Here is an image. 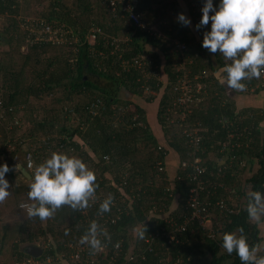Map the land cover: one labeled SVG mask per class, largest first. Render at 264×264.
<instances>
[{"label": "trees", "instance_id": "obj_1", "mask_svg": "<svg viewBox=\"0 0 264 264\" xmlns=\"http://www.w3.org/2000/svg\"><path fill=\"white\" fill-rule=\"evenodd\" d=\"M36 2L43 4L39 10H33ZM136 9L149 24H158L165 35L181 36L192 53L199 51L192 69L207 68L214 80L212 89L185 113L184 120L171 121L178 55L168 40L137 28L126 17L115 16L107 0H0V16L6 19L0 25V42L5 44L0 47V166L7 163L13 168L18 157L25 161L24 166L28 157L37 165L53 152H62L85 161L95 170L99 184V200L82 211L65 206L50 219L26 218L18 226L21 237L10 244L6 264H22L29 257L42 259L47 255L53 262L46 264H90L86 258L95 256L91 247L83 250L84 257L78 261L71 257L69 243H78L85 235L94 221L84 220L94 218L109 194L115 197L112 208H122L120 219L115 223L95 222L108 233L110 241L103 236L101 240L109 249L115 243L122 245L111 264H172L178 257L182 264H241L235 253L229 255L222 247L224 233L241 227L249 244L264 248L260 223L247 216L246 194V202L238 200L236 211L221 218L224 224L218 240L209 238L199 226H194V231L190 226L178 243L169 244L158 237L153 249H147V237L167 225L166 219L188 213V175L192 168L183 162H190L192 153L202 155L206 176L215 180L209 172L224 164L228 149L220 152V148L233 128L247 126L251 132V140L245 133L237 139L241 145L235 154L239 159L258 162L247 184L250 191H264V129L262 133L263 115L253 108L237 109L230 92L236 91H229L216 80L224 58L218 52L215 61L202 47L203 40L198 38L204 29L194 24L189 0H140ZM181 13L191 25L178 22ZM25 17L50 24L55 39L28 41L30 30L21 25ZM93 31L95 37L91 38ZM141 55L158 65L163 80L145 81L143 68L133 62ZM259 83L261 87L255 90L264 91V79L246 81L247 85ZM143 84L151 91L146 92ZM187 123L202 134L205 152L194 151L189 144L183 133ZM212 151L217 152L213 158ZM242 170L236 163L225 170L218 178L223 186L213 197L231 199L236 187L243 193ZM31 182L15 190L28 198ZM236 182L239 186H230ZM23 201L21 204L32 203ZM7 235L6 230L0 253ZM40 235L46 239L45 246L39 256H32L25 245L35 243ZM106 254L110 256L108 250L100 255V264H107Z\"/></svg>", "mask_w": 264, "mask_h": 264}, {"label": "clouds", "instance_id": "obj_2", "mask_svg": "<svg viewBox=\"0 0 264 264\" xmlns=\"http://www.w3.org/2000/svg\"><path fill=\"white\" fill-rule=\"evenodd\" d=\"M202 13L197 29L211 22V30L204 33L202 47L212 54L219 52L225 61L215 73L216 80L229 90L245 91L246 81L264 75V0H220L218 9L213 0H205ZM177 19L183 25H191L183 13ZM28 166L33 167L32 163ZM12 170L20 171L21 165L0 166V203L11 195L12 185L5 177ZM31 180L28 199L32 203L21 204V208L27 210L28 218L40 220L53 218L65 206L73 211L88 208L90 202H95L99 188L95 170L81 158L62 152H53L37 165ZM247 198L249 220L257 224L264 222V191H250ZM114 203L115 197L109 194L100 203L99 214L110 212ZM143 234L141 231L140 235ZM102 236L110 241L108 233L92 222L81 242L95 252L103 247ZM222 241L225 251L229 255L235 253L241 264H264V248L249 244L243 227L225 232Z\"/></svg>", "mask_w": 264, "mask_h": 264}, {"label": "built area", "instance_id": "obj_3", "mask_svg": "<svg viewBox=\"0 0 264 264\" xmlns=\"http://www.w3.org/2000/svg\"><path fill=\"white\" fill-rule=\"evenodd\" d=\"M107 1L109 10L115 16L126 17L137 28L147 31L150 35H153L157 38H162L169 41L171 50L178 55L179 59V65L176 66V79L173 84L174 95L171 102V110H174V115L171 118V121L175 122L177 119L184 120L185 113L191 112L193 105L202 101L203 96L209 93L214 84V80L209 77V70L207 68L201 70L192 69V65L195 64V57L200 55V52L195 50L192 53L190 50V44H188L181 36H170L168 34L165 35L158 25L149 24L145 20L143 13L137 11L136 9L140 0ZM189 1L193 9V22L197 26L202 19V8L204 6L205 0ZM213 4L218 9L220 0H213ZM21 25L24 27V29L30 30V33L27 36L28 41L49 42L55 39V37L52 36V26L50 24L44 23V21L38 18L25 17ZM202 29H204V31H202V35L198 38L199 40H203L204 33L211 30V22H209L207 26L202 27ZM94 33L95 31H93L91 38L95 37ZM133 62L134 64H137L139 67L143 68V76L145 77L146 82L151 81V79H156L158 81L163 80V76L157 71L158 65L154 64L149 56H135L133 58ZM260 79H264V75H262ZM143 85L146 92L151 91L149 85ZM259 86L260 83L257 85H247V89L255 90ZM188 124L189 123L184 125L185 128L183 129V133L189 139V144L193 146L194 151L205 152V149L203 148L202 134L197 127L191 128L188 126ZM243 134L248 136L249 140L252 139L251 132L247 126L244 128H240L238 126L229 131V137L222 142L220 148V152L228 149L226 161L223 165L218 167L217 170H212L209 172L210 176L216 177V179L213 181L209 178L208 174V177L206 176L208 170L204 164L202 155L192 153L191 161L183 162L184 165H188L192 168L188 175V179L190 181V189L186 201V210L188 213L178 216V219H166L167 225H163L153 231L146 239L147 249L149 251L153 249L154 242L158 237H161V239L165 240V242H168L169 244L178 243L180 241V235L186 232L190 226L193 227L192 231H194L196 227L199 226L206 232V235L209 238L218 240L219 231L224 224V221H222L221 218L228 215L229 213L235 212L238 204L236 203L237 198L232 197L231 199H226L224 197L213 196L217 193L218 188L223 186V183H221L218 178L224 175L226 172L225 170L231 168L235 163L237 166L241 167H244L245 165L244 161L239 159L235 154L237 148L241 145L237 139H239L241 136H244ZM232 138H234V141L231 140ZM29 163H33L30 157H28V165ZM27 167L29 168V166ZM98 200L99 198L97 196L95 202ZM122 212V208H120L119 205H116V207L112 208L110 212H106L101 215L98 211V213L94 215L93 219L86 217L84 221L90 222L91 220L95 222L97 219H99L103 223H115L120 219ZM84 214L87 215L86 210L84 211ZM83 237L84 235L80 237L78 243H69V247L73 249L71 257L78 261H81L84 257L83 250L90 247L88 244L81 242ZM102 244L103 247L100 250L95 251V256L92 259L86 258L87 262L90 264H100L98 259L100 258V255L103 252H107V250L110 253L109 257L107 254L105 256L108 260L107 264H111L112 262L116 261V257L122 251L121 243H115L112 249L108 248V244ZM52 262V256L47 255L42 259L29 257L24 259L22 264H46ZM182 263L183 262L180 257L172 262V264ZM162 264H165V262L162 261Z\"/></svg>", "mask_w": 264, "mask_h": 264}, {"label": "rangeland", "instance_id": "obj_4", "mask_svg": "<svg viewBox=\"0 0 264 264\" xmlns=\"http://www.w3.org/2000/svg\"><path fill=\"white\" fill-rule=\"evenodd\" d=\"M38 3L36 2L34 4L37 6L36 8L34 6L33 10L34 9L39 10L41 6L45 3V1L42 2L43 3L42 5L41 3H39L40 5H38ZM22 14L23 13H21L20 15ZM5 20H6L5 16H0V25H3L5 23ZM4 45L5 44L0 42V47H3ZM212 56H213V59L217 61V57H215L216 54H212ZM246 90L250 91L249 89H246ZM125 95H127V93H125ZM141 99L142 98H138V100H141ZM9 148L13 149L14 145L9 146ZM24 148H26V146ZM214 155L215 154H213L212 156ZM27 157L28 155L25 156L26 159ZM32 162H33L32 163L33 167H31V169L27 167L28 162L26 163L25 167L34 175L35 167L39 165L41 162L37 161V165L35 164L33 159H32ZM19 163L23 164L24 166L25 161L21 157H18L16 164H19ZM5 178L10 181L12 188H11V195L4 202L0 203V245L2 243L1 239L4 236L5 231L6 230L8 231L5 246L3 247L2 252L0 253V264H6L5 261L8 260V256H10V253H11L10 244H12L14 240H17L21 237L19 231H17L18 226L26 218H28L27 213L25 212V210H23L20 207V204L21 202H25L23 200H29V199L25 198L22 193L18 192V190H15V189L18 188L19 186L21 188V186H24V184H28L29 182H31V178H27L20 171H15V170L12 172L11 175H6ZM236 203L239 204L237 200H236ZM45 240H46L45 237L43 235H40L38 240L35 243L42 245L44 248L45 243H46Z\"/></svg>", "mask_w": 264, "mask_h": 264}, {"label": "crops", "instance_id": "obj_5", "mask_svg": "<svg viewBox=\"0 0 264 264\" xmlns=\"http://www.w3.org/2000/svg\"><path fill=\"white\" fill-rule=\"evenodd\" d=\"M261 87V86H260ZM228 89V88H227ZM229 90V89H228ZM230 91V90H229ZM232 96L234 97V99H236V107L237 109H243V108H253L256 111L260 112L259 114L263 115L262 121H260V123L262 124V133H263V129H264V91H259L258 90H250V91H244V92H232L230 91ZM237 151V150H236ZM213 154L217 155L216 151H212V153L210 154V156H212ZM227 156V155H226ZM226 156L224 157L223 161H226ZM213 158V156H212ZM241 159V158H240ZM242 161H244L245 165L244 167L242 166H237L239 169H243L242 172L239 174L240 179L242 180V189L244 190L243 193L237 192V188L236 187L234 189V191H236V193H234L233 198H237V201L239 200L240 203H244L246 202V194L248 192H250V186L247 184L248 179L251 177V175L257 170L258 168V162L256 160H250V159H241ZM224 163V162H223ZM174 166L172 165V168ZM231 187H235V186H239L238 182L236 183H231L230 184ZM260 226L262 227V229L260 230V236H263L264 238V222L260 223ZM264 242V239H263Z\"/></svg>", "mask_w": 264, "mask_h": 264}, {"label": "water", "instance_id": "obj_6", "mask_svg": "<svg viewBox=\"0 0 264 264\" xmlns=\"http://www.w3.org/2000/svg\"><path fill=\"white\" fill-rule=\"evenodd\" d=\"M19 165H21L20 172L27 178H31V172L23 164L19 163ZM25 251L32 256H39L43 251V246L37 243L26 244Z\"/></svg>", "mask_w": 264, "mask_h": 264}]
</instances>
